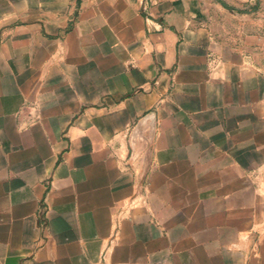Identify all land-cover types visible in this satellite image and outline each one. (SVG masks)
I'll use <instances>...</instances> for the list:
<instances>
[{"label": "crops", "instance_id": "crops-1", "mask_svg": "<svg viewBox=\"0 0 264 264\" xmlns=\"http://www.w3.org/2000/svg\"><path fill=\"white\" fill-rule=\"evenodd\" d=\"M0 264H264V0H0Z\"/></svg>", "mask_w": 264, "mask_h": 264}]
</instances>
